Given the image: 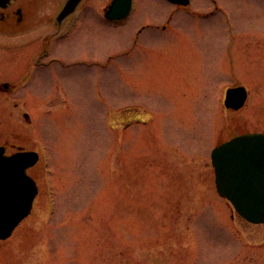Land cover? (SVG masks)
Returning a JSON list of instances; mask_svg holds the SVG:
<instances>
[{
  "label": "rangeland",
  "instance_id": "1",
  "mask_svg": "<svg viewBox=\"0 0 264 264\" xmlns=\"http://www.w3.org/2000/svg\"><path fill=\"white\" fill-rule=\"evenodd\" d=\"M108 1L95 0L100 11ZM145 24L167 29L138 34ZM97 33L94 71H39L37 102L26 88L0 93L3 138L42 155L29 171L37 202L0 242V264H264V223L219 195L210 159L231 137L264 132V0H191L178 12L137 0L123 25ZM9 53L1 78L20 71ZM237 84L251 98L227 112ZM135 106L145 124L125 119Z\"/></svg>",
  "mask_w": 264,
  "mask_h": 264
},
{
  "label": "flooded vegetation",
  "instance_id": "2",
  "mask_svg": "<svg viewBox=\"0 0 264 264\" xmlns=\"http://www.w3.org/2000/svg\"><path fill=\"white\" fill-rule=\"evenodd\" d=\"M113 1L114 0H109L104 3L100 11L95 0H0V49L10 52L9 54L17 55L19 57L17 62L20 63V66H17L20 70L18 74L13 75V77L9 79L0 77V93L16 94L18 89L21 90L22 88H26L28 89L30 100L37 102L41 100L40 93L42 89L40 86H34L31 83L34 81L35 74H38L39 71L43 72L44 75L52 73L55 70H60L62 72L69 70L94 71L95 36L99 35L98 33L95 34L97 28L100 25L103 28L123 25L137 5V0H130L131 11L127 17L119 20L109 19L106 17V12ZM167 2L170 3L169 1ZM170 4L175 8L176 12L191 7V5L182 7L173 3ZM211 14L212 13L206 12L202 16H197H199V18L204 16L203 18H206ZM168 23L169 21L167 24ZM95 26L97 27L96 30ZM152 28L155 30L159 28L166 30L167 25H162L160 27L159 25L145 24L142 25L138 34L145 33L146 30L148 31ZM101 33L102 32H100V34ZM82 38L88 40L86 45L82 42ZM136 44L137 40L134 41L131 48ZM131 48L127 51L128 54L133 53L132 50L134 48L132 50ZM74 49L78 50L77 56L72 57L70 62H65L62 53ZM81 50L87 52L84 59L82 58ZM92 51L94 52L90 55L89 52ZM66 58H68V56H66ZM239 86L243 85L226 86L223 98L225 111L235 113L247 108L246 105H248V101L251 97L246 87V102L241 109L234 110L226 106L228 90ZM125 111L126 113L128 111L137 113L142 112L133 119L127 118L128 116H126L125 119L128 121L137 120L139 123L145 124L147 122L146 119L149 118V113L140 106L129 107ZM23 116L28 121L27 125H33L34 121L32 119L30 123L28 113H23ZM32 125L29 127H32ZM3 134L4 132L0 131V141H3L0 143V147L4 149L6 156L18 152L35 151L21 145L17 146L9 143V139L3 138ZM37 164L35 166H37ZM30 170H28V173ZM38 196L39 191L33 202L31 214ZM31 214L28 217H30ZM19 226H17L7 238H0V242L11 239Z\"/></svg>",
  "mask_w": 264,
  "mask_h": 264
},
{
  "label": "water",
  "instance_id": "3",
  "mask_svg": "<svg viewBox=\"0 0 264 264\" xmlns=\"http://www.w3.org/2000/svg\"><path fill=\"white\" fill-rule=\"evenodd\" d=\"M170 1L182 6L190 3V0ZM130 8V0H114L106 17L123 19ZM246 94L243 87L229 89L226 105L234 109L242 107ZM37 161L38 154L35 152L7 157L0 149L1 238L9 236L31 211L37 187L27 175V169ZM212 164L218 193L227 198L247 221L264 223V134H245L220 145L212 152ZM14 190L17 195L13 194Z\"/></svg>",
  "mask_w": 264,
  "mask_h": 264
},
{
  "label": "bare ground",
  "instance_id": "4",
  "mask_svg": "<svg viewBox=\"0 0 264 264\" xmlns=\"http://www.w3.org/2000/svg\"><path fill=\"white\" fill-rule=\"evenodd\" d=\"M19 226V225H18Z\"/></svg>",
  "mask_w": 264,
  "mask_h": 264
}]
</instances>
